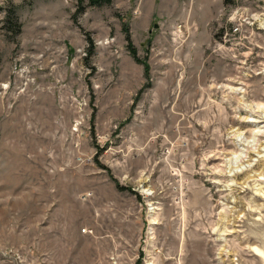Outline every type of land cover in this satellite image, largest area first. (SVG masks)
<instances>
[{
  "label": "rangeland",
  "instance_id": "1",
  "mask_svg": "<svg viewBox=\"0 0 264 264\" xmlns=\"http://www.w3.org/2000/svg\"><path fill=\"white\" fill-rule=\"evenodd\" d=\"M226 2L0 0V264H264V0Z\"/></svg>",
  "mask_w": 264,
  "mask_h": 264
},
{
  "label": "trees",
  "instance_id": "2",
  "mask_svg": "<svg viewBox=\"0 0 264 264\" xmlns=\"http://www.w3.org/2000/svg\"><path fill=\"white\" fill-rule=\"evenodd\" d=\"M84 0H80V5H83ZM110 2V0H90V5L92 6H100L103 5L104 3H108ZM225 4H227L226 0H225ZM128 41H129V37H128ZM128 48L131 51V54L134 58L135 61H137L138 63H141L144 66V72H145V76L149 77L150 74V68H149V64L146 61H141L138 56H137V50L136 48H134L132 42H128ZM142 259H143V254H141L140 260L137 262V264H141L142 263Z\"/></svg>",
  "mask_w": 264,
  "mask_h": 264
},
{
  "label": "built area",
  "instance_id": "3",
  "mask_svg": "<svg viewBox=\"0 0 264 264\" xmlns=\"http://www.w3.org/2000/svg\"><path fill=\"white\" fill-rule=\"evenodd\" d=\"M19 76H20V78H22L21 80L25 81V82L22 84L21 87H19V89L17 91V95L22 94L28 85H32V84L35 85V83H36L35 78H30L28 70H21L19 72ZM8 88H9L8 86H5V93H0V95L2 94L4 97L7 93ZM37 88H39V85H37ZM8 109H12V106L8 105Z\"/></svg>",
  "mask_w": 264,
  "mask_h": 264
}]
</instances>
